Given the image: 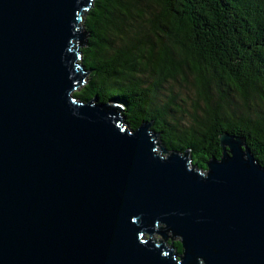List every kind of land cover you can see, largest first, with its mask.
Masks as SVG:
<instances>
[{"label":"water","instance_id":"water-1","mask_svg":"<svg viewBox=\"0 0 264 264\" xmlns=\"http://www.w3.org/2000/svg\"><path fill=\"white\" fill-rule=\"evenodd\" d=\"M92 3L0 0V264H264V167L243 137L222 132L200 169L73 94Z\"/></svg>","mask_w":264,"mask_h":264},{"label":"trees","instance_id":"trees-1","mask_svg":"<svg viewBox=\"0 0 264 264\" xmlns=\"http://www.w3.org/2000/svg\"><path fill=\"white\" fill-rule=\"evenodd\" d=\"M82 23L76 97L120 105L129 127L149 122L197 168L220 156L224 131L264 167V0H93Z\"/></svg>","mask_w":264,"mask_h":264},{"label":"rangeland","instance_id":"rangeland-1","mask_svg":"<svg viewBox=\"0 0 264 264\" xmlns=\"http://www.w3.org/2000/svg\"><path fill=\"white\" fill-rule=\"evenodd\" d=\"M176 91H179L180 94L177 96L178 97V100L180 103H182L184 105V107H190L191 104H190V99L188 97V95H190L192 98L191 100H193V95L191 92H189L188 89L186 88H179V89H176ZM180 99H183L185 100L184 102L180 101ZM180 114V113H177V115Z\"/></svg>","mask_w":264,"mask_h":264}]
</instances>
